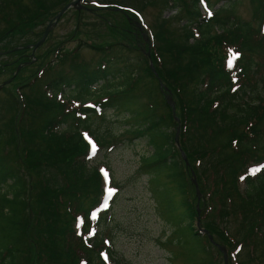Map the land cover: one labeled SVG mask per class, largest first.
<instances>
[{
  "label": "trees",
  "instance_id": "16d2710c",
  "mask_svg": "<svg viewBox=\"0 0 264 264\" xmlns=\"http://www.w3.org/2000/svg\"><path fill=\"white\" fill-rule=\"evenodd\" d=\"M202 1L215 5L210 0H99L107 7L92 9L83 0L82 10L100 12L110 27L101 45H87L101 55L97 66L45 79L43 72L51 69L45 68V54L36 56L39 66L33 70L27 50H11L31 45L27 38L37 42L72 0H0V51L11 57L0 62V75L11 80L0 99V264H37L24 262L25 237L31 244L25 251L33 250L40 264H103L102 240L98 234L90 239L103 181L98 168L86 162L90 146L82 131L100 147L119 143L124 135L146 138L152 152L140 157L139 172L147 176L157 215L187 244L183 255L199 257L194 264L223 260L194 228L198 199L191 172L203 197L202 226L227 249L229 264H264V0H250L255 28L252 22L231 21L243 0H225L212 18L199 12ZM150 4L158 9L151 47L132 12L142 13ZM184 7L181 36L172 28L179 18L162 15ZM113 20L118 28L108 26ZM232 53L239 55L229 69ZM260 73V84L254 85ZM119 80L109 98L83 105L99 82ZM159 81L175 102L187 165L174 143L177 123ZM65 89L76 96L58 99ZM105 110L123 114L128 127L120 137L92 135L89 120ZM44 212L51 214L43 217Z\"/></svg>",
  "mask_w": 264,
  "mask_h": 264
},
{
  "label": "rangeland",
  "instance_id": "374dc122",
  "mask_svg": "<svg viewBox=\"0 0 264 264\" xmlns=\"http://www.w3.org/2000/svg\"><path fill=\"white\" fill-rule=\"evenodd\" d=\"M98 1L88 0V5L94 9ZM224 1L210 0L211 3L216 4L213 9L221 6ZM204 6L205 4H202L201 9L198 7L199 12L202 15H205V13L208 15L209 11H206ZM186 8L184 7L183 11L180 12L179 10L165 11L162 15L163 19L179 18L173 21L172 28L177 30L181 36L183 35V25L185 23V19L182 17L186 14L184 11ZM233 10L234 18L231 21H234V24L252 22L253 9L250 0L239 2ZM96 13L100 12H92L90 9L83 11L82 8L78 10L76 7H72L52 27L53 30L51 36L47 39L48 41L41 48H38L33 55L36 57L37 55L45 54V58H43V61L47 63L45 68L49 64H53V61L54 63L58 62L57 66L54 67V71L52 70L53 66H50L51 69L43 72L42 78L45 75V79H48V77L56 75L57 71L60 70L61 72L69 71L73 73L75 72L73 69L94 68L97 66L98 58L101 55L86 46L87 44H92L95 47L101 45V39L109 35L110 27H107L104 19ZM157 13L158 9L155 4H150L140 15L141 24L144 27L147 26L148 30L149 28L151 29V26L157 20ZM107 24L113 27L114 20L112 24L107 21ZM252 24L255 28V22H252ZM114 26L118 28V24ZM143 35L146 39L148 38L145 33ZM32 40H34L33 37L27 38L25 41L31 44L33 43ZM20 41L22 42V39ZM30 53L28 50L26 54L29 56ZM54 56L56 57L54 58ZM35 57L30 61L33 70L39 66L36 65L38 62L34 60ZM10 58L7 55H0V62L9 61ZM30 62L29 64H31ZM27 74L28 71L25 72L24 76ZM8 76L0 75V82ZM262 78V74H258L253 84L259 85ZM120 81H111V85L108 87L99 88V84L96 87L99 89L94 96V101L98 102L113 95L112 93L115 92L114 89L119 86ZM64 92H66V89ZM70 95H75V93L66 92L63 98L71 97ZM2 97V92H0V99ZM247 99L245 98V100ZM102 113V115H96L89 120L88 125L93 135L114 133L120 137L122 131L128 127L124 123L123 114L112 112L111 110H105ZM119 141L121 143L118 146H104L101 149L98 148V150L96 147L94 153L92 150L90 151L87 160L89 167H98L105 178L108 177L112 183L110 185L111 188L105 187L106 192L103 204L101 209L99 208L105 212L103 219L92 232L97 233L99 238L102 239V243H104V247L99 250L103 264L196 263L199 257L193 258L186 256V254L183 255V248L187 244L180 240L178 235L173 234L168 224L157 215L154 205L155 201L151 198L150 190L147 187V176L139 172L140 157L143 155L148 156L152 152L151 147L146 144V138H133L131 135H124L120 137ZM48 178L50 179L51 176L48 175ZM52 178H56L60 184L64 183L54 173ZM246 187L247 185L243 183L242 189ZM109 191L111 195H107ZM49 214L51 212H44L43 217L49 216ZM46 224H49V222L46 221ZM22 243L24 244V262H30V260L34 259L35 263L40 264L41 260L34 255L33 250L25 251L27 249L26 246L30 244V239L28 241V238L25 237ZM239 259L240 261L242 260L241 258Z\"/></svg>",
  "mask_w": 264,
  "mask_h": 264
},
{
  "label": "water",
  "instance_id": "95a60500",
  "mask_svg": "<svg viewBox=\"0 0 264 264\" xmlns=\"http://www.w3.org/2000/svg\"><path fill=\"white\" fill-rule=\"evenodd\" d=\"M81 0H75V1H72L71 4H68L66 6H63L62 10L55 16V20L52 21V23H50L47 27H46V30L43 34V36L41 37L40 41L38 43H36L33 48H32V51L33 53L35 52V49H37L38 47H40L42 45V43L45 41L44 39L46 38V36L48 35V33L52 30V26L60 19V17L62 16V14L64 12H66L68 9H70L71 7L75 6V5H78L80 4ZM26 48H31V46H27ZM17 50V49H15ZM20 68V67H19ZM150 68H152V65L150 66ZM153 72H154V68H152ZM155 73V72H154ZM6 83H9V81H7ZM166 100L169 104V106L171 107V110H173V116H175V110H174V103H173V100H171V98L169 96H166ZM177 121V118L175 119ZM178 129L176 130V137H175V143L177 142L178 140ZM181 152V151H180ZM182 153V152H181ZM182 156L186 162V159H185V156L184 154L182 153ZM193 184L196 186V191H197V194H198V187L195 183V180H193ZM197 214L199 215V210H197ZM196 227L198 229H200V231L202 232H206L203 228H200V218L197 219V222H196ZM208 239H210V241L213 243V239H211V237L209 236ZM218 249H220V251L222 252L223 254V260H224V264H228V259H227V252H226V249H223L222 247H219L218 246Z\"/></svg>",
  "mask_w": 264,
  "mask_h": 264
},
{
  "label": "snow or ice",
  "instance_id": "6c2138e0",
  "mask_svg": "<svg viewBox=\"0 0 264 264\" xmlns=\"http://www.w3.org/2000/svg\"><path fill=\"white\" fill-rule=\"evenodd\" d=\"M231 51V50H230ZM238 53H232L231 55H230V58H229V60L227 61V67L229 68V69H231L232 67H233V61L238 57ZM86 139H87V137H86ZM89 143H90V146H91V149H92V151H93V153L95 152V148H96V146H95V144H92L91 143V141H89ZM260 169L258 168V169H256V171H259ZM105 175H107V174H105ZM108 195H111V192L109 191L108 193H107Z\"/></svg>",
  "mask_w": 264,
  "mask_h": 264
}]
</instances>
